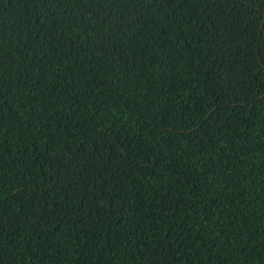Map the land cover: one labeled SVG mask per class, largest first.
<instances>
[{
    "label": "trees",
    "instance_id": "trees-1",
    "mask_svg": "<svg viewBox=\"0 0 264 264\" xmlns=\"http://www.w3.org/2000/svg\"><path fill=\"white\" fill-rule=\"evenodd\" d=\"M0 264H264V0H0Z\"/></svg>",
    "mask_w": 264,
    "mask_h": 264
}]
</instances>
